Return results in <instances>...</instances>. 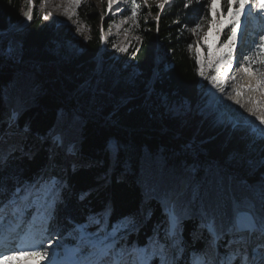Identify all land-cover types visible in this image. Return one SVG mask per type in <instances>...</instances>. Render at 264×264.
<instances>
[{
	"label": "trees",
	"instance_id": "trees-1",
	"mask_svg": "<svg viewBox=\"0 0 264 264\" xmlns=\"http://www.w3.org/2000/svg\"><path fill=\"white\" fill-rule=\"evenodd\" d=\"M41 1L32 0L33 18L21 26L28 0H0V137L10 148L0 165V180L11 190L17 181L60 178L65 187L51 226H44L42 216L33 218L41 226L38 237L71 246L75 225L106 205L113 222L133 218L128 240L142 245L165 219L160 204L148 196L151 188L180 187L185 181V191L191 185L205 197L191 204L181 225L184 260L191 264L190 254L203 248L207 237L199 213L209 193L226 199L241 177L255 182L264 173L259 166L264 140L251 124L216 123L209 79L199 75L202 68L211 77L226 50L231 28L227 0H217L215 13L211 0H170L163 9L160 3L138 6L135 0L137 19L126 26V52L113 47L125 29L109 30L112 22L130 16L132 0H124L126 12L105 17L91 0H81L75 18L86 30L84 37L75 25L41 9ZM206 21L214 27L201 41L213 36L214 43L208 52L202 48L199 65L188 48L195 42L189 29ZM240 29L239 23L236 44ZM251 41L254 56L260 41ZM253 68L264 70V65L253 63ZM20 100L18 119L8 129L1 119L8 105ZM53 129L62 132L67 147L50 152ZM73 145L75 150L67 154ZM116 145L118 152L113 151ZM81 193H87L83 200Z\"/></svg>",
	"mask_w": 264,
	"mask_h": 264
},
{
	"label": "snow or ice",
	"instance_id": "snow-or-ice-1",
	"mask_svg": "<svg viewBox=\"0 0 264 264\" xmlns=\"http://www.w3.org/2000/svg\"><path fill=\"white\" fill-rule=\"evenodd\" d=\"M28 2L31 5L32 0ZM70 2L77 7L81 5V0ZM169 2L170 0H163L158 7L163 9ZM115 3L116 0H108V9L111 10ZM132 3L131 19L135 21L138 9L135 0H132ZM216 4L217 0H211L213 13L217 11ZM226 6L231 16L228 20L231 28L223 45L227 52L216 60V63L222 66L225 75L233 64L232 49L236 44L237 27L241 16L251 17L255 12L264 17V0H227ZM185 7H188L187 3ZM24 16L27 20H32L31 7ZM43 18L49 17L45 15ZM103 19L101 16V42L106 40L103 35ZM156 19L159 21V14ZM200 27L201 24L197 23L189 31L195 34ZM259 40L254 56H244V60L249 62L248 66L241 65L245 74L249 72L252 63L264 65V52H261V49H264V34L259 36ZM191 47L189 44L188 48ZM118 50L126 52L127 48ZM197 63H200L199 59ZM256 73L264 79V70L258 68ZM199 75L209 79L218 91H225V82L219 76L208 77L202 68ZM236 95L239 96L240 93L236 92ZM249 111L253 112L252 109ZM253 114L260 125H264V114L259 112ZM16 116L17 112L13 110L9 115L10 127ZM254 134L264 140V129H255ZM49 135L55 144L67 147L61 132L53 129ZM68 150L74 151L75 146L69 147ZM113 151L118 152L119 145L114 146ZM6 160L7 156L0 159V165ZM259 166L264 167V157H261ZM249 167L255 169V162H250ZM236 184L237 188L226 199L214 196L210 192L207 197L208 203L201 207L199 213L201 226L207 231V237L204 247L190 254L191 264H264V173H261L260 179L255 182H249L241 177ZM64 187L62 180L53 176L47 178L41 176L28 183L17 181L11 190L0 180V224L7 223L9 228L19 230L26 226V223L30 224L33 217L42 216L44 226L50 227L55 218L54 209L61 200ZM86 196L87 193H81L80 199L83 200ZM148 196L160 204L165 219L162 227L160 224L154 226L152 235L147 236L142 245L139 240H128L130 234L128 224L133 218L123 217L113 222L111 208L106 205L101 212L88 217L84 223L76 224L72 229L74 245L68 250L65 264H188L184 260L186 249L181 225L191 210V204L196 200L204 201V194L200 188L193 189L191 185L187 191L181 187L165 189L153 186ZM151 215L152 210L149 209L147 218L150 219ZM135 231L138 233L139 229ZM42 248L43 245L33 249H12L10 254H0V261L13 259L25 251L45 260L49 257V250H41Z\"/></svg>",
	"mask_w": 264,
	"mask_h": 264
},
{
	"label": "rangeland",
	"instance_id": "rangeland-1",
	"mask_svg": "<svg viewBox=\"0 0 264 264\" xmlns=\"http://www.w3.org/2000/svg\"><path fill=\"white\" fill-rule=\"evenodd\" d=\"M91 1L96 7V9L100 12V14L103 15L104 17L115 15L121 11L122 12L127 11V9L124 8L125 7L124 0H116V3L113 4L111 10L108 9V0H91ZM162 2L163 0H147V3H162ZM103 3L105 4V6H103ZM136 3L138 6H140V4H145V0H136ZM40 8L41 9L45 8L47 12H51L62 23H70L72 25H75L79 29L78 32L81 34V36L83 37L86 36V30L83 24H81L75 18L76 5L71 3L70 0H42ZM216 8H218L217 4H216ZM243 16L245 17L246 15H242V17ZM250 19L251 21L249 22L245 21L244 19L242 20V25H243L242 34H243V37L248 35V39L241 38V40L239 41L238 47L236 44V46L232 49V53H233L232 67L227 70V74L225 75V73L222 71V66L216 64L214 66L212 76H219L220 79L224 82H229V81L232 82L234 78L232 77V80H231L230 76H233V74L236 72H240V71L243 72V70L241 69L242 64L245 66L249 65V62L244 60V56H251V52L249 51V45L251 44V41L249 40V37H251V39L254 38L257 41H260L259 36L261 34H264V17L254 12L253 16H251ZM130 20H131V12H130V16H126L124 19L121 18L115 23L112 22L110 24L111 30L109 31H111L112 34L122 33L124 29L126 31L125 34L122 37H119L118 39H116L114 43L115 45L114 48L117 49V51L118 49L125 48L129 42L128 40H130V35L127 32V28H126V26L130 23ZM255 26L260 27V30L254 31ZM210 27H214V26L213 25L211 26L209 22L206 21L204 24L201 25V27L195 33V42L192 44L191 51L195 55L196 62H197V59H199L200 63H197L199 65L202 62V48L204 47L205 50L208 52L212 48L213 43H214L213 36L207 37L201 41V38H203L205 31ZM250 28L252 30H248ZM107 35H108V32L106 33V36ZM0 52H1V46H0ZM226 52H227V49L224 51L223 54H225ZM252 66H253V63L249 67V72L247 73L248 75H251V77L244 76V75H242L241 77L243 78V82H245L246 84V86H244L242 89L245 94L243 97L238 98V102L236 106L230 112L232 114L238 113L240 114V116L232 117V114H231V117H230L231 119L229 120H226L223 117V115H221L220 111L228 109L226 106H227V103L230 102V100L226 102V99H228L230 96L225 98L224 99L225 101L223 100V102H221L220 100L218 102L219 100L218 89L213 86L210 80H208L211 85L210 86L211 91H210V96H209L210 110L215 115L216 123H219L222 126H225L228 124L234 125L238 123H244V124L251 123L254 129H264V125H260L259 120H257L256 116L253 114V112H259L260 114H264V79H261V77L257 75L256 71L252 68ZM132 71L134 72V74H138L136 70H132ZM231 71L233 72L230 75ZM240 79L236 81L239 83ZM249 85H250V88L248 89ZM256 85H259V87H256ZM233 101H234V98H233ZM224 102H226L225 109H221V105ZM249 109H252L253 112H250ZM4 144H5L4 142L0 143V145L2 146ZM14 147L19 149V146L17 144H15ZM8 151H10V149L7 148L5 145L3 154H5V152H8ZM184 186H185V182L182 183V187ZM7 225H8L7 223L0 224V230H4L7 227ZM38 228H39V225L38 227L30 226V228L21 237H19L18 235L17 236L14 235L13 237L16 239H20V241L16 243L14 242L12 244L14 246L11 247L10 249H7V250L3 249L0 252V254H2V252L5 255L10 254L12 249H33V248H40V246L43 245V248L41 250H44V249L49 250L48 258H46L45 260H41L37 257L30 255L28 251H25L23 254H17L13 259H10V260L5 259V260L0 261V264H14V263H17V264H65V261L67 260V257H68V250L70 249V247L65 246V244L61 241L59 242L56 241L54 242V244H52V242L46 241V237L44 236H42V238L41 237L35 238L34 234L33 233L30 234V233L37 230Z\"/></svg>",
	"mask_w": 264,
	"mask_h": 264
},
{
	"label": "bare ground",
	"instance_id": "bare-ground-1",
	"mask_svg": "<svg viewBox=\"0 0 264 264\" xmlns=\"http://www.w3.org/2000/svg\"><path fill=\"white\" fill-rule=\"evenodd\" d=\"M236 64H237V62H236ZM232 72L233 71H231L230 72V75L232 74ZM242 74L243 72L242 71H240V72H236V73H234V75H236V77H237V75L238 74ZM234 75L233 76H230V78H231V80H232V77L234 78ZM224 87H225V91L224 92H220V91H218V97H219V100H218V102L221 100V102H223V100L225 99V98H227V97H229V96H233V98H234V101H232V102H228L227 103V108L229 109H226V110H221L220 111V113H221V115H223V117L226 119V120H229V119H231L230 117H231V114L232 113H230L231 112V110L232 109H234V107L236 106V104H237V102H238V98L239 97H243L244 96V91L242 90L243 89V87L235 80V79H233V81L231 82V81H229V82H225L224 83ZM236 92H239L240 93V95L239 96H237L236 95ZM225 101V100H224ZM232 105H234V106H232ZM251 105V104H250ZM234 119V118H233ZM12 127V126H11ZM11 127H8V129H11ZM4 145H6V147L7 148H9L8 146H7V144H4ZM52 147H57V146H55L54 144L53 145H51V148ZM10 149V148H9ZM9 152V151H8ZM4 156H6V152H5V154H1L0 153V159H2ZM7 230V229H6ZM2 233V232H1ZM5 233V232H4ZM10 234V233H9ZM7 236L8 235H4V234H2L0 237H3V240L5 241V245H0V252L6 247V249L5 250H7V249H10L11 247H13L14 245H12V243H10V241H9V239L11 238V237H13L14 235H12L9 239H7ZM16 247V246H15ZM3 253V252H2Z\"/></svg>",
	"mask_w": 264,
	"mask_h": 264
}]
</instances>
